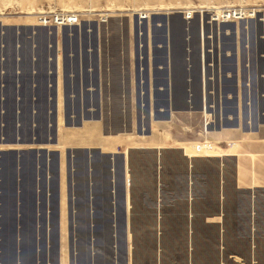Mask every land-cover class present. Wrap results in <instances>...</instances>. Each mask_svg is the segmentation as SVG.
<instances>
[{
	"label": "rangeland",
	"instance_id": "374dc122",
	"mask_svg": "<svg viewBox=\"0 0 264 264\" xmlns=\"http://www.w3.org/2000/svg\"><path fill=\"white\" fill-rule=\"evenodd\" d=\"M238 8L247 15L242 21L212 19L213 11ZM61 14L77 16V22L55 23L52 16ZM100 48L107 51L101 62L110 72L124 66L126 49L132 52L141 94L133 102V140L152 127L171 131L165 95L176 90L182 65L191 67L192 75L201 67L207 77L212 112L207 116L202 109L201 131L211 116L214 127L234 124L237 97L244 99L245 124L255 123L262 108L256 78L264 77V0H0V205L9 186L11 195H22L25 179L31 205L36 209L45 202L48 211L45 227L43 213L32 210L24 230L15 225L9 238L0 235V264H132L126 258L120 190L110 213L103 194L109 173L98 169L93 144L61 140L72 129L89 132L92 120L113 123L105 111L110 103L92 94ZM149 89L159 95L153 102L147 100ZM153 120L161 126H152ZM98 131L95 140L105 134ZM28 157L31 172L25 178L21 168Z\"/></svg>",
	"mask_w": 264,
	"mask_h": 264
},
{
	"label": "crops",
	"instance_id": "0c3cea01",
	"mask_svg": "<svg viewBox=\"0 0 264 264\" xmlns=\"http://www.w3.org/2000/svg\"><path fill=\"white\" fill-rule=\"evenodd\" d=\"M126 50L124 66L110 72L109 65L101 62L108 58L107 51L98 49L100 61L96 71L92 69L97 80L92 94L110 103L112 108L105 104V111L113 123L92 120L89 132L72 129L61 136L65 142L93 144L98 169L107 168L109 173L108 188L103 184L102 189L110 213L115 211L112 198L120 190L126 258L132 264H264L263 73L256 78L262 108L255 123H244V99L237 97L230 99L239 111L236 122L214 127L213 117H207L205 124L210 125L203 132L197 118L212 112L207 77L201 67L192 75L191 67L180 66L176 90L165 95L170 103L165 109L173 120L171 131L152 127L133 140V102L141 94L135 86L132 52ZM162 86H158L159 95L164 92ZM146 92L148 101L159 97L154 89ZM204 108L208 111L203 112ZM161 109L157 111H165ZM155 121L152 126H161V121ZM114 125L116 130L110 132ZM99 128L105 134L95 140ZM112 171L119 176L112 177Z\"/></svg>",
	"mask_w": 264,
	"mask_h": 264
},
{
	"label": "flooded vegetation",
	"instance_id": "af4514ba",
	"mask_svg": "<svg viewBox=\"0 0 264 264\" xmlns=\"http://www.w3.org/2000/svg\"><path fill=\"white\" fill-rule=\"evenodd\" d=\"M45 155H46L45 153L41 155V157L43 158V162H44V168H43L44 177L47 171ZM31 164H32V160L29 157L24 159V162L22 163L23 166L21 168L23 177L25 178L30 177L29 172H31ZM10 166L7 163L4 167L6 173H8L6 177L11 176V174L9 173ZM24 182H25V179H23L24 188L22 189V192H19L22 195L17 196L16 193L15 195H11L12 191L10 190L12 189V187L10 186L8 187L7 191L4 190V192H6V195L3 196V202H2V205H0V226H2L0 229L1 230L0 235H2L4 238H9V236L11 235L10 229H12L13 226L15 225L21 226L22 229L24 230L25 227L30 222L32 210L34 214H35V211L38 210L40 214L39 216H41V213H43V219H44L43 225L44 227L46 226V215L48 213L47 205L44 202L42 207L39 206V207H36L35 209V206H32L30 203L31 202V195H30L31 192L29 191L28 184L26 182L25 184Z\"/></svg>",
	"mask_w": 264,
	"mask_h": 264
},
{
	"label": "built area",
	"instance_id": "2783aa9c",
	"mask_svg": "<svg viewBox=\"0 0 264 264\" xmlns=\"http://www.w3.org/2000/svg\"><path fill=\"white\" fill-rule=\"evenodd\" d=\"M191 17V14L189 15ZM247 16L243 9H225L221 11H213L212 19L217 21H229V20H239L242 21L244 17ZM53 21L57 24H73L77 22V16L72 14H61V15H53ZM186 18V15H185ZM186 19H190L187 17ZM45 20V19H43Z\"/></svg>",
	"mask_w": 264,
	"mask_h": 264
},
{
	"label": "bare ground",
	"instance_id": "6f19581e",
	"mask_svg": "<svg viewBox=\"0 0 264 264\" xmlns=\"http://www.w3.org/2000/svg\"><path fill=\"white\" fill-rule=\"evenodd\" d=\"M200 12L202 13L203 11H200ZM207 12H208V11H207ZM189 15H190V11L186 12V18H187V17L190 18ZM252 15H253V14H252ZM103 16L106 17V16H108V14H104ZM145 17H146V16L142 14L141 17H140V19L145 18Z\"/></svg>",
	"mask_w": 264,
	"mask_h": 264
},
{
	"label": "water",
	"instance_id": "95a60500",
	"mask_svg": "<svg viewBox=\"0 0 264 264\" xmlns=\"http://www.w3.org/2000/svg\"><path fill=\"white\" fill-rule=\"evenodd\" d=\"M198 34H199V31H198ZM183 40H184V41L187 40V34H186L185 27L183 28Z\"/></svg>",
	"mask_w": 264,
	"mask_h": 264
}]
</instances>
